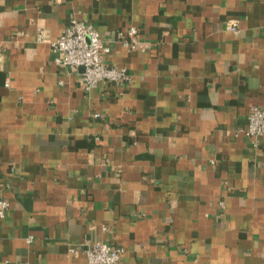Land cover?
Wrapping results in <instances>:
<instances>
[{"label":"crops","instance_id":"obj_1","mask_svg":"<svg viewBox=\"0 0 264 264\" xmlns=\"http://www.w3.org/2000/svg\"><path fill=\"white\" fill-rule=\"evenodd\" d=\"M71 19L139 29L104 56L129 83L86 91L57 63ZM254 105L264 0H0V264H88L95 241L121 264H264Z\"/></svg>","mask_w":264,"mask_h":264},{"label":"built area","instance_id":"obj_2","mask_svg":"<svg viewBox=\"0 0 264 264\" xmlns=\"http://www.w3.org/2000/svg\"><path fill=\"white\" fill-rule=\"evenodd\" d=\"M230 29L237 33V23H233ZM37 41H45L43 29L38 30ZM115 42H120L128 50L139 48V29L132 27L126 32H121L118 39L107 41L92 24L71 19L62 35L51 45L57 54V63L71 70L83 69L81 83L86 91H90L100 83L126 85L130 82L131 77L126 68L109 65L104 60V56L110 53ZM246 134L253 138L264 136V105H254L250 108ZM9 207L10 203L0 189V219L5 218ZM85 252L88 264H121L124 249L108 242L95 241L86 245Z\"/></svg>","mask_w":264,"mask_h":264}]
</instances>
